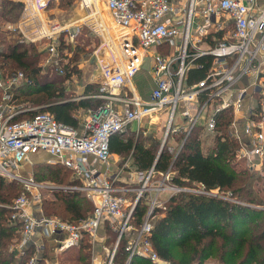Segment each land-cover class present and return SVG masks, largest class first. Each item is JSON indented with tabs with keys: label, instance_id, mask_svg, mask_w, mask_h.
<instances>
[{
	"label": "built area",
	"instance_id": "2783aa9c",
	"mask_svg": "<svg viewBox=\"0 0 264 264\" xmlns=\"http://www.w3.org/2000/svg\"><path fill=\"white\" fill-rule=\"evenodd\" d=\"M51 1L22 0L24 9L19 20L3 25L10 32H17L20 41L36 44L39 51L46 52L40 63L43 69L52 66L58 73H64L70 53L62 45L70 44L74 48L79 29L74 23L69 28L49 19L45 10ZM104 2L114 23L121 28L118 53L106 54V47L95 52L97 66L93 78L100 84L99 91L75 98L97 96L106 101L97 110L87 111L81 129L58 120L49 111L38 110L39 105L20 103L15 96L16 89L34 80L21 69L5 72L0 69V176L11 182L23 181L34 193L31 188L46 184L36 181L32 174L25 176L22 167L31 160L33 153L48 151L53 155V162L73 170L74 178H84L83 183L68 188L85 189L88 196L94 198V210L80 222L51 217L34 210L29 196L23 193L9 205L12 208L10 220L20 223L19 247L23 252L37 232L42 236L54 235L59 250L77 246L86 232L91 244V264H118L115 257L122 239L127 242L125 264H131L135 256L145 257L155 264H169L154 248L151 238L155 209L165 207L161 193L164 190H197L169 185V171L155 179L154 168H151L141 173L136 197L129 202L124 195L116 193L109 178L98 174L91 156L107 162L113 134L125 131L133 122L143 123L145 117L154 116L166 107L169 113L165 138L171 129L176 131L179 127L174 122L177 109L182 111L188 129L204 124L206 130L213 131L216 115L222 109H240L245 95L252 89L253 94L258 93L259 109L249 113L245 127L251 139L250 147L243 145L239 136H234L242 144L237 156L246 157L251 168L259 166L264 161V75L260 73L264 72V4L256 7L243 0H189L184 6L175 5L173 0ZM84 4L89 6L86 0ZM227 18L232 22L225 24ZM222 27V39L211 36L216 41L214 44L217 43L215 46L207 49L199 46L210 39L213 30L217 32ZM103 28L108 30L106 25ZM154 46H174V51L171 54L150 53L155 86L150 98L146 99L139 94L133 80ZM206 54L213 55L208 73L198 82L187 84L189 68ZM82 64L78 62L79 67ZM244 75L249 76L250 81L238 88L234 96V84ZM249 87L252 88L248 91ZM192 103L198 105L191 108L188 105ZM198 191L212 194L204 185ZM143 197L148 208L143 220L136 224L132 221L133 213ZM33 198L40 201V194L34 193ZM104 221L117 232V238L112 246L104 245L106 252L102 254L98 252L97 238ZM41 247L28 264H37Z\"/></svg>",
	"mask_w": 264,
	"mask_h": 264
},
{
	"label": "trees",
	"instance_id": "16d2710c",
	"mask_svg": "<svg viewBox=\"0 0 264 264\" xmlns=\"http://www.w3.org/2000/svg\"><path fill=\"white\" fill-rule=\"evenodd\" d=\"M23 9L22 1L0 0V18L5 22H17ZM19 38L17 32H10L0 24V69L4 72L21 69L34 80V83H24L16 89L18 101L24 105H39L38 110L49 111L58 120L81 129L83 122L79 110H97L106 99L97 96L73 99L69 96L71 79L82 73V68L77 65L78 51L73 57L75 62L65 64V72L58 73L55 67L43 69L40 65L39 61L46 52ZM67 45L63 43L62 48ZM81 49L79 47V52ZM206 68H191L189 82L201 79ZM145 72L147 89L144 95L148 97L146 91L155 84L147 70ZM98 91V84L88 83L83 95ZM233 119V109L227 108L216 115V127L207 134L204 124L196 125L189 133L185 127L170 132L160 154L161 135L156 130L146 133L143 129L135 135V130L128 127L110 138V152L120 155L131 153L132 166L139 171L147 172L154 168L156 179L161 177L159 174L169 171L172 172L168 180L170 184L192 188L204 185L209 191L219 189L224 194L181 189L165 200V207L155 209L152 242L161 258L169 264H204L210 258H215L220 264H264V184L261 188L263 195L258 190L254 191L251 167L237 160L240 143L228 130ZM176 141L178 149H175ZM37 164L45 170L43 175L46 176L37 172V179L47 178L59 184L75 183L71 179L73 170L66 165ZM22 192V187L16 182L6 181L0 176V264H28L35 250L31 246L21 253L16 247H11L12 239L20 236L21 227L20 223L10 220L12 208L9 205ZM55 193L56 200L46 201L47 210L48 213L59 214L64 220L80 222L94 210L93 202L77 189L58 188ZM136 194V191L132 193V199ZM147 208L143 197L134 210L132 221L139 224ZM107 231L117 234L109 225ZM126 243L122 239L118 247L115 257L118 264H125L128 258ZM44 252L49 251L45 249ZM91 255L89 235L84 232L77 246L62 253L60 264H91ZM44 258L37 264H47ZM131 264L155 263L135 256Z\"/></svg>",
	"mask_w": 264,
	"mask_h": 264
},
{
	"label": "rangeland",
	"instance_id": "374dc122",
	"mask_svg": "<svg viewBox=\"0 0 264 264\" xmlns=\"http://www.w3.org/2000/svg\"><path fill=\"white\" fill-rule=\"evenodd\" d=\"M86 1L89 2V6H86L84 4V0H52L51 3L49 4L50 8H57L58 13H59V14L56 13V15H54L55 18L52 20L62 22L64 25H66L69 28L71 27V24L74 23V25L76 27H78V29H79L78 35L76 36L77 44L74 46V48L70 44H68L66 46V49L70 53L69 55L67 54L70 57L67 59L69 62H71V63L75 62L73 57L75 56V53L77 51H78V54H80L78 61L83 62V64H82L83 67H80V68H82V73L79 75L77 73L78 77L76 74L74 75V77H77V79H71V83L74 82V84H76L78 87H74V90H73L74 84H69V86H68V90L70 89L68 91L69 96L74 95L75 94L74 91H76V89H78V88L80 89V87H85L88 83H94V84L100 85L98 82H94L92 80V72L93 71L91 72V70L93 68H96V66H97V64H96L97 56L95 54V52L97 50L102 49L103 47H106L108 49L106 54L107 53L110 54V53H114V52H116V54L118 53L117 41H118L119 36L121 35L120 26H118L114 23L104 0H86ZM102 21L104 23H102ZM2 22H5V20L3 18H0V24ZM105 25H106V27H108L107 28L108 30L103 28V27H105ZM159 45H161V44H159ZM79 47L82 48L81 52H79V50H78ZM42 60L39 61V63H41ZM149 65H150V61L148 59L141 66V68L139 70V74H136L134 77V86L142 94H144V90L147 89V84L144 82L145 81L144 75L146 74V72H145L146 70L148 72ZM93 79H95V78H93ZM79 115L82 118L84 114L80 113ZM176 120H178L179 122L183 121V118L179 113L176 114ZM167 121H168V113L167 112L163 113L159 116L153 117L151 119H146L143 121L144 126L140 129H135L134 133L136 135L140 131L142 132L143 129H146L145 130L146 133H149L152 130H156L158 132V134L161 135V144H160V147L158 149L160 151L163 148L162 144L166 143V141L168 139V135H169L168 134L167 138H165V134L167 132V128H166ZM180 128H182V127H180ZM180 128H179V130H180ZM205 131H206L205 134H207L208 131L207 130H205ZM170 132L172 133L173 130L171 129L169 131V133ZM124 136H126V135H124ZM210 137L211 136H209V138ZM176 147H177V149L179 147L177 144V141L175 142V149H176ZM47 158L48 157L44 158V159H46L45 161H48ZM245 158L246 157L239 158L237 156V160H240V164L249 166L248 160ZM34 159L36 160V158H34ZM110 161L113 164L115 162H119V164L122 163L121 166L119 167V172H121V173L125 172V174H128L129 172L134 171V167L132 166V163H131V153H129L128 155H120V154L115 155V154L111 153ZM26 165L27 166L25 168V172H27V173H24L25 176H28V174H30L29 172H32L36 181H40L39 179L36 178L35 174L37 172L39 174H41V176H45V175H43V171H45V170H43V168L37 164V161H32V162L29 161ZM250 169L252 170V175H253L252 176L253 177L252 184H254V186H253L254 191L258 190L259 194L263 195V190H261V188H262V185L264 184V163L260 164L258 167L250 168ZM156 175L157 174H154L155 179H156ZM260 176L262 177V179L259 180ZM42 181H43V184L50 182L47 178H44ZM12 182H16L18 186L22 187L23 192L21 194L26 193L29 196L30 201H31V205H32L34 210L42 211L47 216H51V217L56 216V217L62 218L57 213H48V210H47L46 201L47 200H49V201L56 200L55 190L52 191L50 188L47 189L45 187H40V188L38 187L37 189L35 187L31 188V190H33L34 193L40 194V201H38V200L33 198L34 193L27 189V187L25 186V182L19 181V180L12 181ZM117 182L120 183L119 181H117ZM135 183H136V186H135L134 182H132V184H131L133 186L132 187L133 189H129L128 193L126 192L123 194L126 198H129V202H131V200H133L132 199V193H134L135 191L137 192L136 187H138L141 184V182H139V181H137ZM68 185L69 184H67V186ZM169 185H174V184H169ZM188 188H191V189H194L197 191L201 189L200 187H198V188L188 187ZM80 191L83 192V194L85 193L87 198L90 201H92L93 204H95L94 198L88 196L87 191L85 189H83V190L81 189ZM209 192L212 193L213 195H224L222 192H220L219 189L210 190ZM166 194H169V191L164 190L161 193L160 198H163V196H165ZM17 196H19V195H16L14 197V199ZM227 198H231V197H227ZM82 201H84V200H82ZM62 219H64V218H62ZM110 234H112V233H110ZM115 236L117 238V234L116 235L112 234L111 239L114 238ZM115 239H113L112 243L115 241ZM18 241H19V237L12 239L11 247H13V248L16 247V244ZM19 255H20V253H19ZM204 264H220V263L215 258H210V259L206 260L204 262Z\"/></svg>",
	"mask_w": 264,
	"mask_h": 264
},
{
	"label": "crops",
	"instance_id": "0c3cea01",
	"mask_svg": "<svg viewBox=\"0 0 264 264\" xmlns=\"http://www.w3.org/2000/svg\"><path fill=\"white\" fill-rule=\"evenodd\" d=\"M17 1H22V0H17ZM188 1L189 0H173V3L175 5H183L184 6V5H186L188 3ZM243 1L248 2V3H253L256 7H259V6H261V5L264 4V0H243ZM56 13L59 14L57 8H50L48 6L47 9L45 10V14H46V16H48L49 19H54L55 18L54 15H56ZM224 21H225L224 22L225 24H228V23H231L232 22V20L231 19H228V18H227V20L225 19ZM5 23L6 22H2L1 24H5ZM223 28L224 27H222V29L219 30V31H217V32L215 30H213L212 33H210V39L204 40L201 44H199V46L200 47L202 46L203 49H207L209 47L215 46L217 43L214 44L216 41H214L211 38V36L215 35L217 37V39H222L223 38V35H224ZM172 50L174 51V46H173V48H172V46H169V48L167 46H154V47H151L149 49V51H148L149 55H147L145 57V61L148 60V59L150 61V65L148 67V74L151 77V79L153 80L154 84H155V79H154V75H153L152 70H151L152 69V67H151L152 57L150 55L152 53H157V52H160L162 54H171ZM207 57H210V59H207ZM212 58H213V55L212 54H206V55L200 56L198 59L195 60L194 64H192V66L189 68V70L191 68H193V67H204V66H206L207 67L206 68V72H205L204 76L201 78V79H203L206 76V74L208 73V71H209V69L211 67ZM81 67H83V66H81ZM93 70H94V68L91 70V72ZM189 70H188L187 77L185 79V82L187 84H194V83L198 82L199 80H201V79H199V80H197V81H195L193 83L189 82V79H188L189 78ZM260 73H261L262 76L264 75V72L263 71H261ZM137 74H139V71L137 72ZM93 77H94V75H93V72H92V80L94 81ZM73 79H77V77H74L73 76ZM248 81H250V77L249 76L244 75L243 77H241L234 84V87H233L234 93H233V95L235 96L236 93H237V91L239 90L238 88H241L242 86H244L245 84H247ZM72 84H74V82ZM75 85L76 84L73 85V90H74V87H78L77 85L76 86ZM133 85H134V80H133ZM152 88H150L149 90L146 91L148 97H145L144 94L140 93L139 91L138 92H139V94L141 96H143V98L148 99V98H150V92H151ZM251 88L252 87H249L248 91ZM83 90H84V87H80V89L79 88L76 89V91H74L75 94L72 95L73 96L72 98L73 99H79V98H81V97H79V98H75V97L80 96V95H83ZM233 91H230V92H233ZM253 93H254V91L251 89L248 92V94L245 95L244 101H243L240 109H235V111L233 110V112H235L234 113V120L228 126V130L230 132V135L234 139H237L239 143H240V140H241V143L243 145L246 144L248 147H250V145H251V139H250L249 135L246 134V131H245V127L247 125V119L249 118V115H250L249 113H252V111H255V110H258L259 109V107H258V99H257L258 93L257 92H255V94H253ZM197 105H198V103H192V104H189L188 106L191 107V108H194ZM222 110H224V109H222ZM79 111H80V113H83L84 114L83 117H82V122L84 123L85 117H86V114H87V111H89V109L88 110L80 109ZM166 112L169 113V108H167V107L166 108H163L162 111H160L159 113L154 114V116L151 115V116L145 117V120L146 119H151V118L156 117V116H159V115H161L163 113H166ZM177 113H179L182 116V118H183V121L182 122H179L178 120H176V114ZM174 115H175L174 116V122L177 124V126H179L177 130H179L180 127H185V128L188 129V127H187V121H185L186 119L182 115V111L180 109H177ZM143 126H144V122L143 123H140V124H137L136 122H133L128 127H130L131 129L135 130V129H140ZM191 130L188 129L187 130V133L191 132ZM205 130H206V128H205ZM234 135L239 136L240 137L239 138L240 140L238 138H235ZM242 144H240L239 148L242 147ZM112 154L118 155L116 153H112ZM110 156H111V152H110ZM110 156H109V159H108L107 162L98 161V160H96L92 156H91V161L94 163L93 166H95L99 170L98 174L101 175L102 177L109 178L113 182V185L116 187V193L123 196L124 193H126V192L129 191V189H133L132 188L133 186L131 185L132 182H134V184L136 186V183L135 182H137V181L140 180L141 173L143 171H139V170H137V169L134 168V171L133 172H129L128 174H125V172L124 173H121V172H119V167L121 166L122 163L121 164H119V162H115L114 164L111 163ZM46 157H48L47 158L48 161H45L46 159H44V158H46ZM34 158H36V160ZM32 161L55 163V162H53V155L50 152L45 151V150H39V151L33 153L31 155L30 162H32ZM27 163L28 162H26L24 164V166L22 167L23 173H27V172H25V168L27 166L26 165ZM262 163H264V161H262ZM29 173L33 175L32 172H29ZM170 174H172V172H170ZM159 175L161 176L162 174H159ZM71 179L74 180L75 183L70 184L68 186H71V185H79V184H81V183L84 182V178L82 176L81 177L74 178L73 177V174H72ZM49 181L50 182L49 183H45L46 185L43 186V187H45L47 189L50 188L52 191L53 190H56L58 188L68 189L67 184H59V183H56V182H52L51 180H49ZM117 181H119L120 183H118ZM40 182L43 183L42 180H40ZM50 184H51V186H48ZM72 189H77L79 191L81 190L80 188H72ZM167 191H169V194H166L165 196H163V200H166L167 198H169L174 193V191H172V190H167ZM96 197H98V196H96ZM127 199L129 200V198H127ZM107 225L110 226V223L108 221H104L101 224V226L99 228V231H98V238H97L98 239L97 240V245L98 246L97 247H98V252L99 253H102V254H104L106 252V250L104 248L105 247L104 245H106L107 247H110V246L113 245L112 244V241H113L114 238L111 239V234L107 231ZM110 229H111V226H110ZM20 236H21V231H20ZM20 236H19V240H20ZM53 236H42L40 232H37L33 236V239L31 241V243L29 244V247L33 246L34 249H35L34 252H36L37 248L42 245L41 251L40 252L38 251V260H37V263H38L39 259H42V258L45 257L44 259L46 260L47 264H60V262H61V259H60L61 258V255H62V253L66 249L65 250H59L58 249L57 239H56V237H53ZM16 248H17V251H19L21 253H25L26 250H27L26 249L25 252L22 251V249L19 247V241L16 244ZM45 249H48L49 252H44ZM91 253H92V251H91ZM91 260H92V256H91Z\"/></svg>",
	"mask_w": 264,
	"mask_h": 264
},
{
	"label": "water",
	"instance_id": "95a60500",
	"mask_svg": "<svg viewBox=\"0 0 264 264\" xmlns=\"http://www.w3.org/2000/svg\"><path fill=\"white\" fill-rule=\"evenodd\" d=\"M164 142H165V141H164ZM164 144H165V143L162 144V147H163ZM160 153H161V150H160L159 154H160Z\"/></svg>",
	"mask_w": 264,
	"mask_h": 264
}]
</instances>
